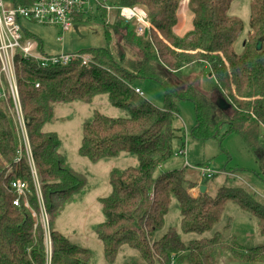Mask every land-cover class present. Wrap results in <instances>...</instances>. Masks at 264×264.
Segmentation results:
<instances>
[{"label": "trees", "instance_id": "1", "mask_svg": "<svg viewBox=\"0 0 264 264\" xmlns=\"http://www.w3.org/2000/svg\"><path fill=\"white\" fill-rule=\"evenodd\" d=\"M37 1L12 0L6 5L30 7ZM234 1L190 0L192 29L178 36L175 27L181 0H96L105 46L77 53L88 56L90 63L78 59L67 66L44 68L20 54L16 57L22 113L49 216L51 256L35 179L0 63V264H91L92 252L71 243L54 226L66 206L82 193L87 179L67 164L59 151L58 135L44 128L54 120L56 106L73 101L90 104L100 95H108L111 105L129 116L114 119L96 111L92 121L83 125L79 154L91 162L121 153L135 155L139 161L138 167L114 170L112 193L101 199L105 221L98 226L97 236L107 262L113 264L123 247H128L140 255L135 264H221L223 258L233 264H264V246L246 251L237 240L228 244L219 233L210 239L185 237L211 232L229 202L255 220L259 234L264 235V203L249 190L223 186L215 193H202L201 187L208 188L210 179L203 180L198 170L187 167L155 177L174 156V142L182 140V130L176 126L178 101L195 105V139L222 142L238 135L264 169V0L251 3L250 30L240 52L235 45L245 24L229 14ZM136 6L148 14L150 29L144 36L138 35L134 21L120 17L121 8ZM23 29L24 39L35 41L44 52L42 43L24 25ZM260 40L263 46L258 50ZM114 42H118L120 57L114 53ZM198 65L207 66L216 82L215 91L232 105L230 113L220 111L215 98L201 89L200 75H185L186 69ZM141 80L164 87L163 108L136 93ZM15 181L28 183L29 208L24 198L20 207L14 205L19 197L12 188ZM197 188L195 197L192 191ZM173 202L180 208V222L160 236Z\"/></svg>", "mask_w": 264, "mask_h": 264}, {"label": "rangeland", "instance_id": "2", "mask_svg": "<svg viewBox=\"0 0 264 264\" xmlns=\"http://www.w3.org/2000/svg\"><path fill=\"white\" fill-rule=\"evenodd\" d=\"M10 4L12 0H5ZM181 0L178 17L188 20L185 29H192V22L188 17V4L186 9ZM253 0H235L230 7L229 14L241 19L245 24L244 31L239 35L235 48L238 52L248 37L250 30L251 3ZM83 12V19H74L69 32H63L60 26H48L38 23L23 22L38 41L43 45L45 54L59 55L77 54L90 48L105 46L101 30V19L96 8V0H92ZM81 15V14H79ZM78 16V15H77ZM80 19V20H79ZM114 53L120 57L118 42L113 44ZM186 76L200 75V87L207 94H214L216 82L210 78V72L205 65H198L185 70ZM144 98L151 101L158 108H163L166 91L164 87L153 80H141L136 83ZM214 96V95H213ZM114 118H127L129 114L111 105L108 95L97 96L90 104L73 101L66 105L56 106L55 118L44 128L46 132L58 135L61 146L60 153L66 158L70 168L87 179V184L82 193L76 195L71 203L55 220L56 230L65 235L71 243L89 249L93 254L91 264H109L105 258L103 243L97 236V228L105 221L101 199L111 195V173L114 170L123 171L130 167H138L137 156L121 153L112 159L91 162L79 154L83 139V125L92 121L94 113ZM231 112V111H230ZM228 112V113H230ZM197 123L195 105L187 101L177 102L176 126L182 130V140L174 142V156L166 161L155 173V177L163 173L173 172L187 168H204L210 170L213 179L207 185L211 193L223 186H241L249 190L259 201L264 203V169L254 157L247 145L238 135H229L222 142L217 139L197 140L192 131ZM224 131L226 128L223 129ZM184 148V156L178 153ZM200 172V171H199ZM225 172L229 173L230 178ZM197 181L202 179L197 174ZM206 180V179H203ZM200 181V182H199ZM205 181H203L204 183ZM192 194L196 197L199 188ZM261 196V197H260ZM181 219L180 208L173 202L170 213L166 217L164 229L159 233H166L170 228L177 227ZM220 234L228 244L237 240L246 251L251 248L264 246V235H260L256 221H252L237 204L229 202L221 222L205 235H186V240L213 238ZM52 254V252H50ZM140 261L137 251L123 247L113 264H135ZM221 264H233L227 258ZM236 264V263H234Z\"/></svg>", "mask_w": 264, "mask_h": 264}, {"label": "built area", "instance_id": "3", "mask_svg": "<svg viewBox=\"0 0 264 264\" xmlns=\"http://www.w3.org/2000/svg\"><path fill=\"white\" fill-rule=\"evenodd\" d=\"M91 1L92 0H38L30 7L13 8L7 6L5 0H0L1 73L4 75L9 85L10 95L17 113V121L19 122L23 134V144L26 148L41 204V221L47 230V247L50 256V252H52V240L49 235V216L44 209L43 198L27 135V128L22 113V104L16 76V57L20 54L24 60H35L44 68L56 65L67 66L78 59H82L85 65L90 63L88 56L65 53L53 56L40 51L35 41L24 39L23 22L35 21L42 25L60 26L63 32L67 33L71 30L75 17L79 14H83L85 10L89 9L88 7ZM119 13L122 19L134 21L136 23L139 36H144L150 29L148 14L143 7H123L120 9ZM37 87H39V85H37ZM135 91L139 96L144 97L143 92L139 88H135ZM2 97L6 99L5 92L2 93ZM19 154L22 156L21 148ZM184 154L185 151L184 148H182L178 155L184 156ZM194 169L200 171L202 179H212L214 177L208 169ZM12 188L16 190L19 196L14 202V205L20 207L22 204L21 199L24 198L25 206L29 208V203L27 201L28 183L15 181L12 184Z\"/></svg>", "mask_w": 264, "mask_h": 264}, {"label": "water", "instance_id": "4", "mask_svg": "<svg viewBox=\"0 0 264 264\" xmlns=\"http://www.w3.org/2000/svg\"><path fill=\"white\" fill-rule=\"evenodd\" d=\"M262 46H263V41L260 40L259 43H258L257 49L261 50ZM210 77H212V75H210ZM214 102H215L216 107L220 111H222L224 113H228V112H230L232 110V105L230 103H228L220 94H218L216 96ZM200 190H201L202 193H205L207 191V187L206 186H202Z\"/></svg>", "mask_w": 264, "mask_h": 264}, {"label": "crops", "instance_id": "5", "mask_svg": "<svg viewBox=\"0 0 264 264\" xmlns=\"http://www.w3.org/2000/svg\"><path fill=\"white\" fill-rule=\"evenodd\" d=\"M185 22L187 23L188 22V20H187V18H186V20H185V18L184 19H181V17L179 16L178 17V24H177V26L175 27V33L178 35V36H184V35H186V34H188V33H190L191 32V29L190 28H188V26H187V29H185V26H186V24H185ZM205 67H207V66H205ZM209 77H210V75H209ZM210 78H213V77H210ZM214 79V78H213ZM214 95V96H213ZM218 95V93L215 91L214 92V94H208V96H210V97H213V98H216V96ZM254 155V154H253ZM254 157H255V155H254ZM256 158V157H255ZM257 159V158H256ZM259 161V160H258ZM259 163H261V162H259ZM262 165V164H261ZM226 174V176H228V178H230V176H229V173H227V172H225ZM210 188H209V186H208V188H207V191H210L209 190ZM194 196V195H193Z\"/></svg>", "mask_w": 264, "mask_h": 264}, {"label": "bare ground", "instance_id": "6", "mask_svg": "<svg viewBox=\"0 0 264 264\" xmlns=\"http://www.w3.org/2000/svg\"><path fill=\"white\" fill-rule=\"evenodd\" d=\"M187 2H188V0H184L182 3L185 6V9H186Z\"/></svg>", "mask_w": 264, "mask_h": 264}]
</instances>
